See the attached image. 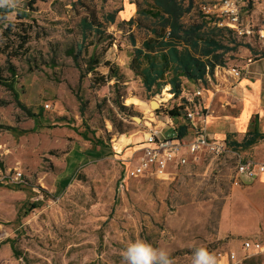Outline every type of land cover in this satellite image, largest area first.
I'll list each match as a JSON object with an SVG mask.
<instances>
[{"label":"rangeland","instance_id":"rangeland-1","mask_svg":"<svg viewBox=\"0 0 264 264\" xmlns=\"http://www.w3.org/2000/svg\"><path fill=\"white\" fill-rule=\"evenodd\" d=\"M218 1L202 0L186 22L197 21L201 7ZM137 2L142 0H7V8H0L7 15L0 20V45L10 48L9 56L0 54V82H14V91L0 84V264H26L14 256L10 240L32 264H122L126 246L137 239L168 250L175 264H192L196 247L229 251L216 236L220 211L232 195L237 155L203 156L168 180L125 177L146 134H166L169 112L183 103L170 87L151 96L131 70L132 38L140 45L145 36L124 21L137 17ZM240 4L241 30L252 26L259 49L263 19L254 22L252 13L258 7L264 13V0ZM116 11V23L107 22ZM84 19L100 23L105 36L89 35L81 67L96 53L120 68V83L93 86L92 75L82 78L68 54L82 42ZM227 32L220 39L249 36ZM23 38L29 42L20 48ZM98 71L109 72L104 65ZM184 85L187 94L196 89ZM216 123H210L213 132L222 128ZM239 153L264 163V142ZM16 172L26 185L8 180ZM262 257L244 264H261Z\"/></svg>","mask_w":264,"mask_h":264},{"label":"trees","instance_id":"trees-1","mask_svg":"<svg viewBox=\"0 0 264 264\" xmlns=\"http://www.w3.org/2000/svg\"><path fill=\"white\" fill-rule=\"evenodd\" d=\"M136 4L137 17L124 21V23L137 27L144 32L145 37L140 45L135 38H132L131 42L135 51L131 70L142 79L145 89L151 96L162 94L167 87L171 88L170 92L175 98L182 96L183 103L176 106L169 114L171 119L186 118L192 104L187 99L189 94L184 85L185 81L197 85L201 81L207 87L208 80L215 75L216 68L226 67L224 58L226 53L234 51L240 44L230 39L235 47H228L225 39H220L222 34H225L224 29L217 26L210 27L211 20L205 18L203 13H200L197 21L186 22V17L194 9V0H142L141 3ZM117 14L118 11L109 14L107 22L115 24ZM22 16L25 18L27 15L22 13ZM5 17L7 15L0 14L1 21H6ZM82 34L81 44L77 48H71L68 52L80 69L82 78L92 75V84L95 87L106 86L112 80L120 83L124 78L120 68L111 61L103 59V56L94 53L85 61L84 69L80 65V58L88 50L86 42L89 35L104 38L105 32L101 30V24L84 19ZM28 42V39L23 38L20 48L25 47ZM9 49L8 46L0 45V54L9 56ZM102 65L109 70L107 75L99 73L98 69ZM10 70L12 76L15 77L16 70L14 68ZM0 84L14 91L13 81L4 80ZM21 106L31 118L38 117L25 105L21 104ZM256 121H259V116ZM180 129V137H185L188 134V128L182 126ZM98 142L99 145H104L102 141ZM261 142H264V133L258 126H253L241 142L226 140L228 147L236 152L249 150ZM9 242L17 259H23L26 264H32L14 240Z\"/></svg>","mask_w":264,"mask_h":264},{"label":"crops","instance_id":"crops-1","mask_svg":"<svg viewBox=\"0 0 264 264\" xmlns=\"http://www.w3.org/2000/svg\"><path fill=\"white\" fill-rule=\"evenodd\" d=\"M200 2L202 0H194L191 14L198 10ZM252 17L254 22L263 19L262 28L257 33H264V13L259 11V7L254 10ZM209 26L216 27L212 20ZM224 32L228 33L225 29ZM235 41L240 46L226 53L224 57L226 66L235 64L238 69L244 71L245 76L239 83H235L227 68L220 67L215 70V75L209 78L208 86L200 99L201 106L208 113L206 123L201 125L203 131L210 138L223 142L227 139L241 142L253 126H258L264 133V37L257 40L256 46L259 49H256L253 43L256 41L253 37H244L243 40L237 37ZM225 44L228 47H235L231 40H225ZM257 116L259 121H256ZM170 121L172 125L168 127L166 134L159 131L160 135H172L176 130L180 134V127L186 126L188 134L182 138L191 140L195 135V126L200 125L199 120L192 123L185 118H170ZM173 121H179L178 125L175 126ZM212 121H216L218 125L219 122L222 123V128H219V131H211ZM216 240L222 242L224 248L236 251L239 258L244 254V241H264V176L256 179L244 178L240 186H233L231 197L227 198L220 211ZM262 255L264 261V254ZM258 256H253L252 259L257 261L258 258L255 257ZM219 264L236 263L225 258L219 261Z\"/></svg>","mask_w":264,"mask_h":264},{"label":"built area","instance_id":"built-area-1","mask_svg":"<svg viewBox=\"0 0 264 264\" xmlns=\"http://www.w3.org/2000/svg\"><path fill=\"white\" fill-rule=\"evenodd\" d=\"M245 0H220L215 5L203 6L201 11L205 18L214 21L219 28L227 29L235 34L246 33L251 36L254 31L251 25L246 30H241L242 7L240 3ZM220 67H217L218 70ZM229 75L235 83H239L245 76L244 71L236 67L228 70ZM196 89L187 96L192 107L188 109L186 120L195 123L199 120L200 125L195 126V135L191 140L179 136L177 130L172 135L162 136L158 130L151 129L146 134L144 147L141 156L128 169L125 177L129 180H141L153 178L158 180H168L174 175V171L189 166L191 163L198 164L203 156L221 157L227 154L237 155L236 173L233 178V186L238 187L244 178L256 179L264 176V163L255 159L243 157L239 152L233 151L226 142L212 139L201 127L207 121L208 113L201 106L205 86L200 81L194 84ZM47 109L49 105L45 106ZM8 180L15 185H26L28 181L21 172H16L9 176ZM243 256L239 258L236 251H217L215 253L218 261L227 258L230 262L243 264V262L253 256L264 254V241L246 240L243 243Z\"/></svg>","mask_w":264,"mask_h":264},{"label":"clouds","instance_id":"clouds-1","mask_svg":"<svg viewBox=\"0 0 264 264\" xmlns=\"http://www.w3.org/2000/svg\"><path fill=\"white\" fill-rule=\"evenodd\" d=\"M0 8H7V0H0ZM122 264H175V260L168 250L137 239L126 246L122 253ZM192 264H219V261L214 253L201 246L194 248Z\"/></svg>","mask_w":264,"mask_h":264},{"label":"bare ground","instance_id":"bare-ground-1","mask_svg":"<svg viewBox=\"0 0 264 264\" xmlns=\"http://www.w3.org/2000/svg\"><path fill=\"white\" fill-rule=\"evenodd\" d=\"M140 119H138V121H139Z\"/></svg>","mask_w":264,"mask_h":264},{"label":"water","instance_id":"water-1","mask_svg":"<svg viewBox=\"0 0 264 264\" xmlns=\"http://www.w3.org/2000/svg\"><path fill=\"white\" fill-rule=\"evenodd\" d=\"M159 108V107H158Z\"/></svg>","mask_w":264,"mask_h":264}]
</instances>
